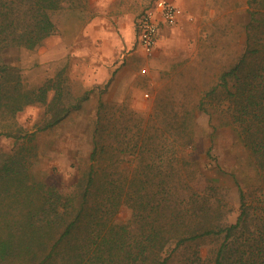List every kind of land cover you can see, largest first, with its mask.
Segmentation results:
<instances>
[{
	"label": "trees",
	"instance_id": "16d2710c",
	"mask_svg": "<svg viewBox=\"0 0 264 264\" xmlns=\"http://www.w3.org/2000/svg\"><path fill=\"white\" fill-rule=\"evenodd\" d=\"M67 1L0 0V135L15 139L0 157V264H264L261 7L250 10L242 54L195 107L209 115L212 145L204 164L195 152L192 110L176 126L174 104L159 100L148 126L140 123L122 141L127 155L105 156L99 114L85 177L65 191L35 175L40 158L12 128L17 114L33 105L45 108L39 129L55 127L88 94L74 98L62 73L29 87L6 55L41 46L56 32L53 14ZM153 128L160 131L154 135ZM222 129L245 152L251 179L226 169L213 151ZM228 177L239 198L234 221ZM124 206L132 215L122 223L115 216Z\"/></svg>",
	"mask_w": 264,
	"mask_h": 264
},
{
	"label": "rangeland",
	"instance_id": "374dc122",
	"mask_svg": "<svg viewBox=\"0 0 264 264\" xmlns=\"http://www.w3.org/2000/svg\"><path fill=\"white\" fill-rule=\"evenodd\" d=\"M143 1L137 0L139 11L135 20L146 6ZM187 4L192 14L188 18L190 23L181 27L180 35L163 50L160 65L153 68L149 63L144 74L139 72L141 65H137L138 75L131 86L126 83L129 75L126 73L122 75L124 82L117 89L109 87L112 84L109 78L93 81L92 77L99 79L101 76L97 74V77L95 72L86 75L83 52L70 54L66 64L54 73L50 52L41 54L39 47L14 49L6 55L8 61L19 65L29 87H37L62 73L74 98L88 94L82 107L72 111L55 127L39 129L45 110L42 105L28 106L17 114V125L12 129L21 133L19 143L32 147L39 156L34 169L39 179L47 178L65 191L75 190L77 181L85 177L90 165L93 133L99 114L102 118L101 140L105 156L109 158L115 153L121 155V151L127 148L122 141L136 133L140 123L147 124L159 100L174 104L171 115L176 126L184 121L186 109L192 110L195 152L199 162L204 164L207 150L212 145L208 135L209 115L195 110V107L204 92L216 84L221 73L242 54L247 40L246 25L251 19L250 10L260 6L264 12V0H187ZM92 10L90 0L64 2V6L53 14L57 27L54 34H63L71 43L77 42L81 23ZM151 131L155 135L160 130L153 128ZM14 142L13 136L0 135V157L11 150ZM213 151L218 153L219 161L226 169L236 171L242 179L249 180L254 175L245 152L235 145L230 129L220 131ZM122 155L127 153L123 151ZM227 180L231 189L226 193L234 207L229 220L234 221L239 198L237 187L229 177ZM131 215V208L124 206L115 219L125 223Z\"/></svg>",
	"mask_w": 264,
	"mask_h": 264
},
{
	"label": "crops",
	"instance_id": "0c3cea01",
	"mask_svg": "<svg viewBox=\"0 0 264 264\" xmlns=\"http://www.w3.org/2000/svg\"><path fill=\"white\" fill-rule=\"evenodd\" d=\"M155 1L144 0L146 6L140 14ZM171 1L181 5L184 13L174 25L166 23L162 16H159V33L155 50L151 56L144 52L140 41L137 21L140 14L135 20L139 11L137 0H90L93 10L90 16L81 23L79 40L71 43V40L65 39L63 34H53L39 46V52L41 54L50 52L54 60L52 73L66 64L70 54L73 56L76 52H83V70L86 75H93L95 72L97 77V74L101 76L99 79L92 77L93 81H103L109 78L108 81L111 79L112 83L109 87L117 89L124 82L122 75L126 73V75L129 74L126 83L131 86L134 77L138 75L137 65H141L140 73L142 68L147 67L149 63L153 68L160 65L163 50L180 35L181 27L190 23L188 18L190 19L192 14L187 0ZM50 42L51 45H49Z\"/></svg>",
	"mask_w": 264,
	"mask_h": 264
},
{
	"label": "built area",
	"instance_id": "2783aa9c",
	"mask_svg": "<svg viewBox=\"0 0 264 264\" xmlns=\"http://www.w3.org/2000/svg\"><path fill=\"white\" fill-rule=\"evenodd\" d=\"M184 9L181 5L171 0H156L138 17V26L140 29V41L144 52L151 56L155 50L157 37L159 33V16L170 25L176 24ZM147 68L143 67L142 72Z\"/></svg>",
	"mask_w": 264,
	"mask_h": 264
}]
</instances>
